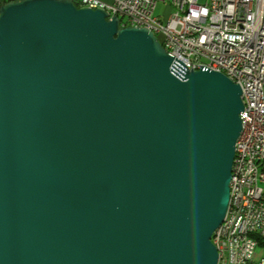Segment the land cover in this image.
Returning a JSON list of instances; mask_svg holds the SVG:
<instances>
[{"label": "water", "instance_id": "1", "mask_svg": "<svg viewBox=\"0 0 264 264\" xmlns=\"http://www.w3.org/2000/svg\"><path fill=\"white\" fill-rule=\"evenodd\" d=\"M74 0L0 4V264H216L241 91Z\"/></svg>", "mask_w": 264, "mask_h": 264}, {"label": "built area", "instance_id": "2", "mask_svg": "<svg viewBox=\"0 0 264 264\" xmlns=\"http://www.w3.org/2000/svg\"><path fill=\"white\" fill-rule=\"evenodd\" d=\"M6 0H0V3ZM79 8L115 16L119 28L152 32L173 59V71L205 69L222 74L241 91L243 141H236L225 217L211 242L220 262L241 250L246 264H264V0H80ZM159 3L171 8L163 23Z\"/></svg>", "mask_w": 264, "mask_h": 264}, {"label": "bare ground", "instance_id": "3", "mask_svg": "<svg viewBox=\"0 0 264 264\" xmlns=\"http://www.w3.org/2000/svg\"><path fill=\"white\" fill-rule=\"evenodd\" d=\"M264 103V96H263ZM244 135H246V125L241 123V131L236 141H243ZM220 262V253H217V263ZM226 264H246V257H242L241 250H234V254H229V260Z\"/></svg>", "mask_w": 264, "mask_h": 264}, {"label": "rangeland", "instance_id": "4", "mask_svg": "<svg viewBox=\"0 0 264 264\" xmlns=\"http://www.w3.org/2000/svg\"><path fill=\"white\" fill-rule=\"evenodd\" d=\"M80 0H74V2H77ZM200 3L204 4L206 0H199ZM171 13V8L165 4L159 3L155 9L154 15L159 17V19L164 23L167 17ZM258 256L260 258L264 257V249H258L257 250Z\"/></svg>", "mask_w": 264, "mask_h": 264}, {"label": "trees", "instance_id": "5", "mask_svg": "<svg viewBox=\"0 0 264 264\" xmlns=\"http://www.w3.org/2000/svg\"><path fill=\"white\" fill-rule=\"evenodd\" d=\"M7 1H10V0H6V1L0 3V4H3V3H5V2H7ZM75 4H76V6L78 7V5H77L76 2H75ZM258 242H259V243H258V244H259V247H261L262 249H264V242L261 241V240H259V239H258Z\"/></svg>", "mask_w": 264, "mask_h": 264}]
</instances>
